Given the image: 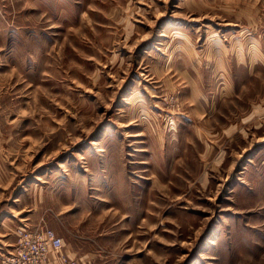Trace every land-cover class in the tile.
<instances>
[{
	"label": "rangeland",
	"instance_id": "rangeland-1",
	"mask_svg": "<svg viewBox=\"0 0 264 264\" xmlns=\"http://www.w3.org/2000/svg\"><path fill=\"white\" fill-rule=\"evenodd\" d=\"M263 115L264 0H0V253L264 264Z\"/></svg>",
	"mask_w": 264,
	"mask_h": 264
},
{
	"label": "built area",
	"instance_id": "built-area-1",
	"mask_svg": "<svg viewBox=\"0 0 264 264\" xmlns=\"http://www.w3.org/2000/svg\"><path fill=\"white\" fill-rule=\"evenodd\" d=\"M15 233L16 243L0 253V264H76L62 250L63 240L53 229L19 226Z\"/></svg>",
	"mask_w": 264,
	"mask_h": 264
},
{
	"label": "crops",
	"instance_id": "crops-1",
	"mask_svg": "<svg viewBox=\"0 0 264 264\" xmlns=\"http://www.w3.org/2000/svg\"><path fill=\"white\" fill-rule=\"evenodd\" d=\"M9 242H10V241H7V242L4 244V246L0 243V248H1V249H2V247H3V248H8V247H7L8 245H6V244H10ZM13 244H14V242H13ZM13 244H12V245H13ZM12 245H11V247H12ZM9 249H10V248H9ZM2 250H3V249H2ZM5 250H7V249H5Z\"/></svg>",
	"mask_w": 264,
	"mask_h": 264
}]
</instances>
